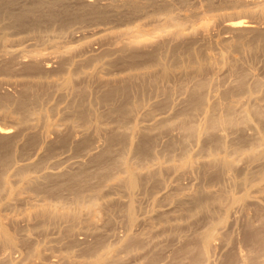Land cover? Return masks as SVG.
<instances>
[{"label":"rangeland","instance_id":"rangeland-1","mask_svg":"<svg viewBox=\"0 0 264 264\" xmlns=\"http://www.w3.org/2000/svg\"><path fill=\"white\" fill-rule=\"evenodd\" d=\"M254 8L264 0H0V264H264Z\"/></svg>","mask_w":264,"mask_h":264},{"label":"bare ground","instance_id":"bare-ground-1","mask_svg":"<svg viewBox=\"0 0 264 264\" xmlns=\"http://www.w3.org/2000/svg\"><path fill=\"white\" fill-rule=\"evenodd\" d=\"M125 2V1H124ZM6 7V6H5ZM7 8V7H6ZM2 9V8H1ZM5 9V8H4ZM4 9H2V10H4ZM255 9V8H254ZM259 9V8H258ZM2 10H1V12H2ZM7 11H9L8 9H6ZM264 10V9H263ZM262 9H260V10H249V11H247V13H249V14H252V15H254V14H258V15H264V11H263ZM0 14H2V13H0ZM9 14H11L10 13V11H9ZM12 15V14H11ZM10 15V16H11ZM14 15V14H13ZM14 16H17V15H14ZM13 16V17H14ZM21 19V18H20ZM19 19V20H20ZM16 20V19H15ZM20 22V21H19ZM241 23H243L242 21H241ZM234 24V23H233ZM241 24H235L233 27H235V28H240V29H242L241 27H243V26H240ZM243 25V24H242ZM229 28H231V27H229ZM208 30H209V27H208V25H204L202 28H201V32L203 33V34H207L208 35ZM210 35V34H209ZM66 81H64V86H66L67 84L66 83H68V82H66ZM61 85V84H60ZM119 89V88H118ZM123 93H124V89L122 88V89H120ZM112 92H115V91H117V89H114V90H111ZM126 92V91H125ZM109 93H110V91H109ZM122 93V94H123ZM195 94H197V93H195ZM196 96V95H195ZM193 99H191V106L190 107H192V109L193 110H198L201 106H202V101H201V99L199 98V96H198V98L197 97H192ZM2 102H4V100H2L1 99V97H0V103H2ZM18 104H20V107H25L26 105H25V100H19L18 101ZM204 107V106H203ZM209 107V106H208ZM208 110V109H207ZM198 112V111H197ZM207 112V111H206ZM206 114V113H205ZM246 114H248V113H246ZM251 114V113H250ZM207 115V114H206ZM209 116V115H208ZM231 118V117H230ZM230 118H224V119H221V118H218V119H212L211 120V122H208V123H211L210 125L212 126V128L213 127H216V126H223V125H225V124H230V123H232L231 122V119ZM248 118V117H247ZM247 120V119H246ZM249 120V119H248ZM235 121V120H234ZM246 122V121H245ZM233 124V123H232ZM231 125V124H230ZM189 126V125H188ZM226 126V125H225ZM185 127V126H184ZM186 128V127H185ZM211 128V129H212ZM188 129V128H187ZM195 131L196 130H194L191 126L189 127V132H190V134L191 135H193V134H195ZM5 132V131H4ZM199 132V131H198ZM213 132V131H212ZM3 133V132H2ZM6 135V134H5ZM201 135V134H200ZM213 136V135H212ZM263 136H264V134H263ZM4 138L5 137H0V146L2 147V148H4L3 149V152H4V154L3 155H0V159L2 158V159H4V160H6L7 159V153H6V147H7V141H5L4 140ZM215 138H217V137H215ZM264 138V137H263ZM263 138H260V140H263ZM213 140V139H212ZM146 141V140H145ZM218 144H219V146H220V144H221V142L220 141H218ZM145 142H144V140H143V142L139 145V147H138V150H139V152L140 153H144L145 151H146V147H145ZM147 146V145H146ZM259 151H257V152H248V153H250V156L252 157V158H262V159H264V146H263V148L261 149H258ZM256 151V150H255ZM248 153H246V155L248 154ZM248 156V155H247ZM100 159H98L99 161L100 160H102V156L101 157H99ZM3 161V160H2ZM189 162H191V161H189ZM220 167H222V166H225L226 165V162L224 161V160H222V159H219V160H217V161H215ZM80 179V176L79 175H76V176H73L72 177V181H78ZM127 182L129 183V184H132V182H133V180H134V178L133 177H128L127 179ZM0 182H1V179H0ZM78 183V182H77ZM11 191V190H10ZM46 210V209H45ZM48 210V209H47ZM44 211V210H43ZM45 212V211H44ZM44 212H42V213H44ZM48 212V211H47ZM45 214V213H44ZM40 215V214H39ZM68 215V214H67ZM48 216H51V217H53V216H57V213L56 212H53V211H50V212H48ZM69 216V215H68ZM71 217L72 218H74V217H76V215L74 214V212L73 213H71ZM69 218V217H68ZM82 218V217H81ZM2 224V223H1ZM1 224H0V236H2L3 238H4V240L6 241H9V239H8V235L6 234V232H5V230H4V228L1 226ZM218 225L219 224H221V222L219 221L218 223H217ZM262 243V245L264 244V241H262L261 242ZM206 250H207V246H206V244L205 243H203V242H201L200 243V245H199V250H198V253L196 254V257H195V260H197L199 257H201L202 255H204L205 253H206ZM208 254V253H207ZM206 254V255H207ZM207 258H208V255H207ZM203 259V258H202ZM201 258L199 259L200 261L202 260ZM198 261V260H197Z\"/></svg>","mask_w":264,"mask_h":264}]
</instances>
